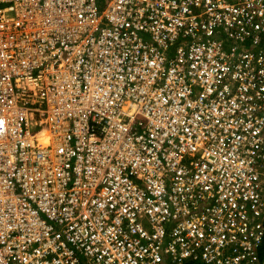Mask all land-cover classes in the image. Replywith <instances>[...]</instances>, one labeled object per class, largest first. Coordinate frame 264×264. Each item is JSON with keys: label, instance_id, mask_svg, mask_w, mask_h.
Masks as SVG:
<instances>
[{"label": "built area", "instance_id": "built-area-1", "mask_svg": "<svg viewBox=\"0 0 264 264\" xmlns=\"http://www.w3.org/2000/svg\"><path fill=\"white\" fill-rule=\"evenodd\" d=\"M264 0H0V264H264Z\"/></svg>", "mask_w": 264, "mask_h": 264}, {"label": "trees", "instance_id": "trees-1", "mask_svg": "<svg viewBox=\"0 0 264 264\" xmlns=\"http://www.w3.org/2000/svg\"><path fill=\"white\" fill-rule=\"evenodd\" d=\"M261 254H262V257H264V243H263V246H262ZM188 264H199V263L189 262Z\"/></svg>", "mask_w": 264, "mask_h": 264}]
</instances>
